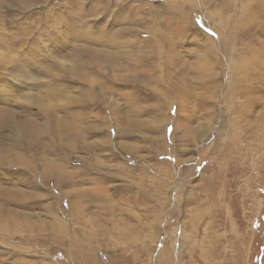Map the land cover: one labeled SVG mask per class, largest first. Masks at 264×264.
I'll return each instance as SVG.
<instances>
[{"label": "rangeland", "instance_id": "obj_1", "mask_svg": "<svg viewBox=\"0 0 264 264\" xmlns=\"http://www.w3.org/2000/svg\"><path fill=\"white\" fill-rule=\"evenodd\" d=\"M19 62L60 90L0 76V169L40 185L5 173L0 264H264V0H0Z\"/></svg>", "mask_w": 264, "mask_h": 264}, {"label": "snow or ice", "instance_id": "obj_2", "mask_svg": "<svg viewBox=\"0 0 264 264\" xmlns=\"http://www.w3.org/2000/svg\"><path fill=\"white\" fill-rule=\"evenodd\" d=\"M37 69L33 65H28L27 67L24 65L23 62H19L16 67L12 70V73L14 74H5L0 73V76L8 75L11 79H15L18 81H21L22 83H25L27 86L35 87L41 90H45L46 93H54L56 91H59V85L56 83H32L28 84V80L31 77L33 72H36ZM11 93L3 86V82L0 81V97L4 96H10ZM173 114L176 119L177 124V133L179 130V125L181 121L184 119L182 115L176 112L175 109H173ZM173 129L171 125L168 128V131L171 132ZM114 131V130H113ZM177 151L180 152V146L179 142L177 144ZM181 155H183V152H180ZM5 173H7L9 176L15 175L18 179V182L25 184V186H31V187H40L38 183H36L33 178L31 177L30 173L27 172H19L17 170H8V169H0V183H11V180H5ZM46 190V189H45Z\"/></svg>", "mask_w": 264, "mask_h": 264}, {"label": "bare ground", "instance_id": "obj_3", "mask_svg": "<svg viewBox=\"0 0 264 264\" xmlns=\"http://www.w3.org/2000/svg\"><path fill=\"white\" fill-rule=\"evenodd\" d=\"M245 66V65H244ZM245 73V72H244ZM241 76H242V79H248V76H244V74H241ZM247 79L245 80V81H242V82H244L242 85H241V91L242 92H244V93H247V90H248V88H249V85H247ZM254 89V91H256V92H260L261 91V88L260 87H258L257 89H255V88H253ZM258 97H256V99H257ZM240 107H242L243 109H244V111L245 110H248V112H250L251 113V111L253 112V110H255L256 111V109L259 107V101H254L253 103H251V105H240ZM248 114V113H247ZM246 114V115H247ZM249 115V114H248ZM259 115H261V114H259ZM201 132H203L202 130H201ZM206 132H204V134H205ZM204 134H201V136H204Z\"/></svg>", "mask_w": 264, "mask_h": 264}]
</instances>
